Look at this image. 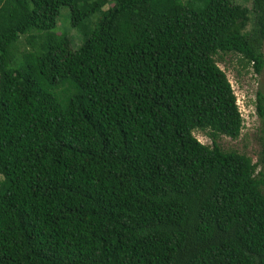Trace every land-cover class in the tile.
<instances>
[{"label":"trees","instance_id":"16d2710c","mask_svg":"<svg viewBox=\"0 0 264 264\" xmlns=\"http://www.w3.org/2000/svg\"><path fill=\"white\" fill-rule=\"evenodd\" d=\"M263 40L264 0H0V264H264V95L259 162L222 151L215 61Z\"/></svg>","mask_w":264,"mask_h":264},{"label":"rangeland","instance_id":"374dc122","mask_svg":"<svg viewBox=\"0 0 264 264\" xmlns=\"http://www.w3.org/2000/svg\"><path fill=\"white\" fill-rule=\"evenodd\" d=\"M233 3L250 8V0H231ZM110 5L106 4L102 11ZM98 16V15H97ZM92 17L90 21H94ZM90 23V22H89ZM56 31L65 32L70 39L71 47L76 48L82 38L70 27L69 11L66 7L61 8L57 20ZM19 49H21L19 45ZM262 55L264 59V40L262 44ZM218 68L225 74L234 93L236 105L242 118V129L236 139L219 137L216 140L219 148L224 152H236L248 157L253 164L259 162V128L260 121L255 112V94L257 91L264 95V66L260 74L255 75L250 67H243L238 57L233 54L219 55L215 58ZM208 132L193 131V137L202 145L210 146L211 141Z\"/></svg>","mask_w":264,"mask_h":264}]
</instances>
